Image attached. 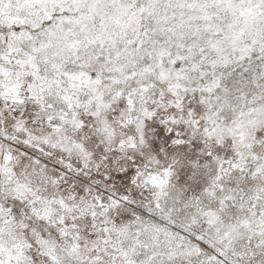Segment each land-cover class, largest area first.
<instances>
[{"label":"snow or ice","instance_id":"1","mask_svg":"<svg viewBox=\"0 0 264 264\" xmlns=\"http://www.w3.org/2000/svg\"><path fill=\"white\" fill-rule=\"evenodd\" d=\"M0 264H264V0H0Z\"/></svg>","mask_w":264,"mask_h":264}]
</instances>
